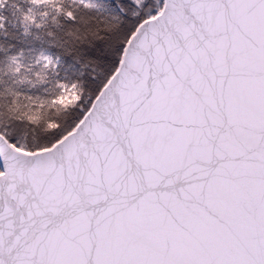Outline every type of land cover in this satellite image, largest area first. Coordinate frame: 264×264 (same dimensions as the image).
Wrapping results in <instances>:
<instances>
[{
  "label": "snow or ice",
  "instance_id": "snow-or-ice-1",
  "mask_svg": "<svg viewBox=\"0 0 264 264\" xmlns=\"http://www.w3.org/2000/svg\"><path fill=\"white\" fill-rule=\"evenodd\" d=\"M0 264H264V0H0Z\"/></svg>",
  "mask_w": 264,
  "mask_h": 264
}]
</instances>
